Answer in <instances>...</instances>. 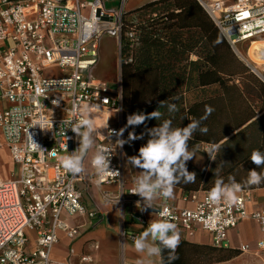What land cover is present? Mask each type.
Segmentation results:
<instances>
[{
  "label": "built area",
  "instance_id": "1",
  "mask_svg": "<svg viewBox=\"0 0 264 264\" xmlns=\"http://www.w3.org/2000/svg\"><path fill=\"white\" fill-rule=\"evenodd\" d=\"M128 1L120 0L118 7L106 9L102 0H0V102L6 104L0 109V151L18 168L16 175L12 168L8 178L0 173V264H92L88 254H79V263H75L70 246L64 260L51 258L59 233L70 240L79 234L82 225H70L69 217L99 218L98 211L84 203V184L116 183L119 192L123 191L121 206H129L127 214L137 223L146 225L147 214L158 220L164 213L180 237L201 230L216 247L227 246L229 230L241 220L253 219L262 233L257 246L264 249V205L249 211L253 196L248 192L238 193L234 205L213 204L210 190H204L200 197L191 194L192 208H178L162 197L153 209L141 212L137 208V201L143 202L131 193L135 184L126 186V156L124 148L116 145L123 136L108 135L109 130L122 129L120 75L116 88L92 76L105 34L118 38L119 68L124 40L128 48L124 60L134 59L140 36L136 24L125 22ZM196 2L235 53L239 43H251L264 34V0ZM248 67L260 77L258 68ZM101 109L110 117L103 132L95 128L93 150L97 146L112 150L110 168L114 172L98 178L91 161L87 172L89 151L83 159L85 171L68 172L59 158L75 151L79 141L63 120L91 119ZM138 235L125 231L122 236L133 241ZM240 250H248V245Z\"/></svg>",
  "mask_w": 264,
  "mask_h": 264
},
{
  "label": "trees",
  "instance_id": "2",
  "mask_svg": "<svg viewBox=\"0 0 264 264\" xmlns=\"http://www.w3.org/2000/svg\"><path fill=\"white\" fill-rule=\"evenodd\" d=\"M125 22L136 24L140 45L134 51V59L130 62L124 60L128 51L125 40L122 46L120 78L122 128L125 129L123 139L128 140L130 132H135L137 136L144 133L143 139L123 145L127 160L130 156L138 155L139 148L150 138L147 129L160 123L149 119L139 126L126 127L128 116L140 112L151 113L158 109L162 100L168 99L176 103L179 111L174 117L169 116L167 108H161L160 111L164 113V119L173 118L174 126L179 127L187 126L193 118L205 116L206 107L214 109L202 122V126L208 128V133L196 132L189 147L200 142L215 144L254 117L255 112L248 107L243 93H251L261 98L260 108L264 109V82L248 73V67L232 52L220 30L196 0L147 1L127 11ZM191 54H195L197 59L190 60ZM244 73L250 79L247 83L240 81ZM237 80L241 82L243 89L239 88ZM214 84L221 88L223 96L190 102L184 106L183 85L188 91L194 86ZM175 97L179 99H174ZM257 122L259 124L255 133L259 144L253 150L264 152V116ZM251 152L217 176L207 172L209 155L201 168L188 161L187 169L196 173V182L179 183L176 187L187 195L199 190H211L217 178L228 183L230 176L242 185V189L264 187V182L252 186L244 183L250 170L256 169L264 173V167L257 168L251 162ZM238 254L239 250L227 246L216 247L180 239L176 249L179 259L172 264H214ZM167 257L168 253L165 252L164 264H168Z\"/></svg>",
  "mask_w": 264,
  "mask_h": 264
},
{
  "label": "crops",
  "instance_id": "3",
  "mask_svg": "<svg viewBox=\"0 0 264 264\" xmlns=\"http://www.w3.org/2000/svg\"><path fill=\"white\" fill-rule=\"evenodd\" d=\"M102 1L106 9H114L120 5V0L113 3H110L109 0ZM146 1L147 0H129L127 2L129 6L126 7V10H133ZM261 47H264V34L253 39L251 43H239L236 47L237 53H235L232 49L231 50L246 67H248V64H251L258 68L260 71V77L252 73L249 67L248 73L264 82V50L260 49ZM251 50L256 51V53L260 55L259 58L262 59L261 63H257L252 59ZM196 59L197 56L195 54H191L190 60ZM247 75L248 74L246 73L242 74L240 79L242 83L243 81L247 83V81L250 80ZM241 82H239V80L236 81L239 88L243 89ZM223 94V91L217 84L205 87L194 86L188 91H186L185 85H183L184 106L190 102L217 99L216 96H223ZM243 96L247 101L248 107L255 112V115L244 124L237 127V129H235L232 133L228 134L223 139L215 143L220 146V149L216 153H213L209 159L207 172H209L211 175L217 176L223 171L227 170L231 165L240 161L243 156L237 158L234 156V154L237 153L240 155L241 151L243 152V148L247 144L249 148L245 155L248 152H251L256 144H259L256 133H254L256 137H249L248 142L245 141L246 135L244 134L247 130H253L256 132L259 124L257 120L261 116H264V109L260 108L262 103L261 98L251 93H243ZM5 105V102H0V109H2ZM99 113H101V115L108 114L107 120L103 122L101 119V126L98 124L96 119V115ZM97 114L91 119L94 122L95 128H97L98 131L103 132L107 126L110 114L107 111L97 112ZM210 145H212V143L200 142L192 146L200 154V156L196 155L189 162L201 168L205 163L206 157L209 155L204 150ZM2 152H4V154L6 153L5 151ZM93 154L94 150L92 148L89 150V155L85 159V168L87 172L90 171V161ZM219 154L224 155L225 157L224 167L220 166L223 162V159L218 157ZM140 171L141 169L132 167L130 164H128V160L126 158V161L123 165V177L127 182V187L134 184L135 178L140 174ZM202 191L204 190L190 192L185 195L180 188L175 186L173 196L170 198L171 204L178 208H192L195 205V201L191 199V194H196L197 197H200ZM243 191L248 192L253 196L252 201L247 205L249 211L255 210L264 205V187L241 189L240 192ZM119 196V185L116 183H106L98 186L84 184V203L89 209L95 208L98 211L99 218L88 219L85 216L69 217L68 223L70 225H82V227L79 229V234L73 240H70L63 233H59V241L51 252V258L59 261L64 260L70 246L75 254V256H73V261L75 263H79V254H88L93 258L92 264H122L124 261L137 264V261L142 258L144 254L137 253L133 247V241L124 238L122 235H119V232L122 233L123 231H136L139 232L140 235L146 229L148 224L154 220H157V218L153 214H147V224L141 225L130 218V216L127 214V211L129 210L128 205L123 207L121 206L120 202H118L111 208V204L105 202L106 198H109L114 202L119 198ZM159 202L160 198L154 202V205ZM119 211H126V213H124V219L119 218ZM261 238L262 233L260 226L255 220L250 218L241 220L235 229L229 230L227 241V247L239 250V254L229 260L214 264H264V249H259L257 246ZM180 239H185L198 244L212 245L209 234L201 230H196V232L188 238L180 237ZM31 244L33 245V241ZM242 245H248V250L240 251V247ZM152 259L154 264H160L159 257H153Z\"/></svg>",
  "mask_w": 264,
  "mask_h": 264
},
{
  "label": "clouds",
  "instance_id": "4",
  "mask_svg": "<svg viewBox=\"0 0 264 264\" xmlns=\"http://www.w3.org/2000/svg\"><path fill=\"white\" fill-rule=\"evenodd\" d=\"M174 99H179L175 97ZM161 108H167L170 117L179 111L176 103L167 100L159 102L157 110L151 113H134L127 118V126H139L144 124L149 119L160 121L158 126L147 129V135L150 137L147 142L139 148L138 155L128 157V164L132 167L141 169L140 174L135 178V187L131 193L138 195L141 200L137 201V208L144 212L148 209H153L154 202L159 198L170 199L173 196L174 188L179 183L189 184L196 182V173L189 172L187 162L196 156V150L189 147V142L194 138L196 132L207 134L208 128L202 126V122L207 119V116L214 109L206 107V115L190 120V123L185 127L174 126L173 118L164 119V113ZM68 128L76 134L79 146L78 148L61 156L60 163L68 172L80 174L85 171L83 159L90 149L94 146L93 133L95 125L93 120L82 118L79 121H65ZM65 131V130H64ZM124 128L118 132L109 130V137L115 135L123 136ZM144 133L139 136L135 132H130L128 140L117 139L116 145L123 147L129 141L143 139ZM227 139V137H226ZM33 142V139L31 137ZM34 143V142H33ZM220 149L217 144L210 145L206 151L211 157ZM112 150L101 146H97L92 156L91 165L95 170L98 178L114 172L110 168ZM250 160L257 168L264 167V152L259 149L253 150L250 155ZM264 182V173L258 172L256 169L248 172V177L244 182L248 186L259 185ZM242 185L237 183L234 177H229L228 183H225L222 178H217L214 181V186L209 192V200L216 204L223 201L225 204L234 205L238 201V193L241 191ZM123 193L121 191L120 195ZM120 198V196H119ZM119 198L114 202L106 198V203L113 205L119 202ZM119 218L124 219L125 214L121 211ZM160 219L154 220L148 224L146 229L133 240V247L137 253H143L144 256L137 261V264H154L153 257L160 258V264H164V253H168V264L179 259L176 255V249L180 243V236L177 231V226L172 223L164 213H160ZM119 235H124L125 232H119Z\"/></svg>",
  "mask_w": 264,
  "mask_h": 264
},
{
  "label": "rangeland",
  "instance_id": "5",
  "mask_svg": "<svg viewBox=\"0 0 264 264\" xmlns=\"http://www.w3.org/2000/svg\"><path fill=\"white\" fill-rule=\"evenodd\" d=\"M110 3L118 2V0H109ZM129 4H126V7H128ZM260 49L264 50V47H261ZM259 54L256 53V51L251 50V57L254 61L257 63H261L262 59L259 58ZM54 70V68H50L49 70ZM47 70L46 72H49ZM119 49H118V38L115 35L105 34L103 35L101 39V49L99 52V61L97 65L92 70V76L96 78L98 81L101 82H107L109 83L110 87L116 88L119 81ZM60 73V72H59ZM96 119L98 121V124L101 126V119L103 122L107 120V115H101V113L96 115ZM255 132L253 130H247L244 135H246V140L248 142L249 137H256ZM94 141L96 142V136L93 134ZM95 144V143H94ZM248 144L243 148V152L241 151L239 154H234L237 158L240 156H244L245 153L248 151ZM196 155L200 156V154L196 151ZM219 158L223 159V162L221 163V167L225 166V157L224 155L218 156ZM201 158V157H200ZM12 169V164L10 160L8 159V156L6 153L0 151V173L1 176L4 178H8L10 176V172ZM13 173L16 175L18 173L17 166H14ZM215 173V172H214ZM31 237L33 236L32 233H30Z\"/></svg>",
  "mask_w": 264,
  "mask_h": 264
},
{
  "label": "bare ground",
  "instance_id": "6",
  "mask_svg": "<svg viewBox=\"0 0 264 264\" xmlns=\"http://www.w3.org/2000/svg\"><path fill=\"white\" fill-rule=\"evenodd\" d=\"M254 42H256V41H254ZM254 42H253V43H254ZM101 111H107V110H105V109H101V110H99V112H101Z\"/></svg>",
  "mask_w": 264,
  "mask_h": 264
}]
</instances>
